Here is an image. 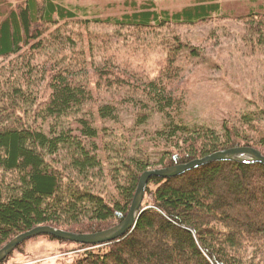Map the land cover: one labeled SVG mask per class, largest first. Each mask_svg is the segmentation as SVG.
I'll return each mask as SVG.
<instances>
[{
  "label": "trees",
  "instance_id": "obj_1",
  "mask_svg": "<svg viewBox=\"0 0 264 264\" xmlns=\"http://www.w3.org/2000/svg\"><path fill=\"white\" fill-rule=\"evenodd\" d=\"M16 2L13 6L0 0V249L41 225L94 233L125 219L150 164L136 155L145 154L142 150L135 155L123 151L127 141L117 150L114 132L106 133L99 124L119 123L120 104L134 102L132 121L137 127L159 115V126L148 135L157 145L166 143L168 151L158 161L164 168L237 146L264 155L263 109L234 112L220 130L187 122L182 113L186 99L176 88L179 57L187 52L198 57L197 47L166 37L158 45L166 56L155 76L128 68L123 77L115 64L118 51L110 52L108 44L92 34L86 51V38L77 26H62L82 24L84 8L58 0ZM257 3L224 9L218 1L195 0L170 11L159 10L153 0H126L124 7L130 11L85 22L155 31L220 15L247 19L246 40L256 50L264 48V1ZM113 37L103 39L111 43ZM87 56L97 83L116 86L119 92L114 102L97 108V119L85 104L94 94L92 79L83 69ZM125 85L131 88L121 92ZM105 153L116 160L107 176ZM75 245L82 251L67 264H264V164L219 161L173 178L152 177L131 230L99 247Z\"/></svg>",
  "mask_w": 264,
  "mask_h": 264
},
{
  "label": "rangeland",
  "instance_id": "obj_2",
  "mask_svg": "<svg viewBox=\"0 0 264 264\" xmlns=\"http://www.w3.org/2000/svg\"><path fill=\"white\" fill-rule=\"evenodd\" d=\"M15 6L18 0H9ZM62 4L78 5L84 8L81 11L82 24L67 23L68 27L79 29L86 38V51H90V39L92 35H98L101 40L108 44L110 52H116L115 64L119 66L120 73L125 77V69H145L152 76L157 73L158 65L161 64L166 54L159 50L158 45L162 39H180L185 44L197 47L198 57L190 53L180 55L181 71L176 83L177 89H182L186 99V106L182 113L187 122L192 126L210 127L216 130L222 129L225 121L232 120L234 112L255 111L256 108L264 110V48L254 49L246 40L249 26L247 19H234L215 16L208 22L194 25L174 24L155 31H141L133 28L119 29L118 27L85 20H96L107 16H116L130 8L124 7L126 0H58ZM142 3L149 0H136ZM159 10H179L192 4L195 0H153ZM223 5L225 9L232 4L257 5L258 1L264 0H214ZM142 33V34H141ZM114 35L111 43L103 38L105 35ZM182 58V59H181ZM0 59V64L3 62ZM91 57L87 56L85 73L91 83L94 92L93 100L85 104L95 114L99 106L112 103L119 94L117 87L102 86L94 79V68L90 64ZM1 66V65H0ZM99 64L98 67H104ZM129 70V69H128ZM130 71V70H129ZM130 80L131 77L129 76ZM47 84L42 85V91L46 90ZM113 88V89H107ZM121 92H126V85ZM41 102L37 100L34 109ZM132 103L119 105L122 110L119 123L99 120V124L106 128V133L115 134L118 139L117 150L122 149V141H127L123 151L129 155L139 152V158L147 160L149 168L164 167L158 161L167 152L166 143L157 145L155 139L150 140L148 135L154 131L155 124L159 126V115L147 126H134L132 110L136 106ZM98 118V117H97ZM96 118V119H97ZM106 126V127H105ZM144 135V136H143ZM137 145L134 149V146ZM128 148V149H127ZM162 153V154H161ZM149 155V156H147ZM117 157L118 154L116 155ZM147 156V157H146ZM112 158V157H111ZM105 153L102 158L104 176L109 175L116 160ZM196 169V168H195ZM105 189L111 193V183L106 180ZM151 188L153 186L151 185ZM106 193V194H107ZM75 243H61L47 237H37L25 242L15 250L3 264H67L73 263L80 253Z\"/></svg>",
  "mask_w": 264,
  "mask_h": 264
},
{
  "label": "water",
  "instance_id": "obj_3",
  "mask_svg": "<svg viewBox=\"0 0 264 264\" xmlns=\"http://www.w3.org/2000/svg\"><path fill=\"white\" fill-rule=\"evenodd\" d=\"M219 161H234L244 164H264V155L256 148L249 146H237L214 152L206 157L195 159L186 164L147 170L140 177L137 191L127 216L119 224L94 233H76L52 226H37L30 231L15 236L0 249V264H2L22 244L40 235H49L59 240L90 245L92 247H99L113 242L125 235L135 225L137 217L142 211V203L145 197L146 186L152 177L173 178L192 169Z\"/></svg>",
  "mask_w": 264,
  "mask_h": 264
}]
</instances>
